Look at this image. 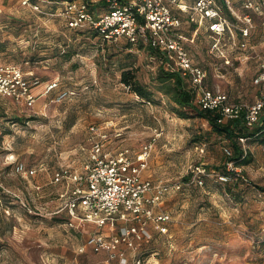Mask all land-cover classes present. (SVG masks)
<instances>
[{
  "label": "rangeland",
  "instance_id": "374dc122",
  "mask_svg": "<svg viewBox=\"0 0 264 264\" xmlns=\"http://www.w3.org/2000/svg\"><path fill=\"white\" fill-rule=\"evenodd\" d=\"M38 1L46 8L63 0ZM98 8L103 10L101 4ZM173 11L185 21L183 31L189 37L185 44L195 62L208 69L209 85L227 92L232 100H254L264 88L254 83L259 57L264 56V46L259 45L264 42V33L259 32L260 17L256 18L255 37L253 31V57L242 62L230 59L234 54L231 52L226 61L210 52L212 37L205 28L201 27L191 39L196 26L186 22V14L176 5ZM137 45L129 47L125 38L107 41L74 31L60 18L28 9L13 14L0 12V63L19 64L24 71H34L41 81L39 98L32 108L0 94V264L105 261L106 253L78 252L88 233L61 225L67 218L65 209L60 216L50 214L60 202L40 209L29 188V182L39 177L16 174L12 162L24 161L29 166L43 163L48 172L66 166L81 169L74 158L84 152L78 147L87 144L93 124L106 126L112 141L120 138L135 152L152 141L154 128L162 129L149 158L148 174L155 181L189 182L191 170L199 165L223 169L228 140L213 132L206 119L178 117L159 92L158 103H146L121 81L120 65H129L141 82H151L155 71L150 60L152 52L146 45ZM68 50L71 56L63 57ZM57 77L61 87H76L80 94L62 102L55 101L57 90L40 94L45 82ZM114 129H119L121 136L115 138ZM262 141L264 135L246 142L250 161L241 166L250 184L222 183L209 176L203 185L192 183L170 191L163 208L174 218L171 235L145 242L139 255L149 257L150 264H264ZM126 255L130 257L132 252L126 251ZM111 264H119L118 259Z\"/></svg>",
  "mask_w": 264,
  "mask_h": 264
},
{
  "label": "built area",
  "instance_id": "2783aa9c",
  "mask_svg": "<svg viewBox=\"0 0 264 264\" xmlns=\"http://www.w3.org/2000/svg\"><path fill=\"white\" fill-rule=\"evenodd\" d=\"M103 1L104 10L96 11L91 9L87 0H65L52 10L35 0H19L25 9L60 18L71 29H93L107 41L125 38L128 43H142L152 50L150 60L155 67L167 59L174 61L182 76L195 89L197 105L215 112L219 123L242 120L248 128L262 123L264 88L252 102L232 100L227 92L212 88L208 82V69L195 62L185 44V40H189L183 31L185 21L174 13L173 6L186 14V22L196 26L191 39L203 27L212 37V54L229 61V53L233 52L230 59L244 62L250 60L255 51L252 37L258 26L257 16L264 28V0H190L191 3L185 0ZM259 62L254 83L264 87V56L259 57ZM40 84L33 71H24L14 62L0 63V94L18 104L34 107L39 98L34 88ZM59 85L58 77L47 81L40 94L57 90V102L80 94L76 87ZM126 88L129 90V86ZM162 134V129L154 128L152 141L143 143L138 152L129 147L113 151L107 149L112 138L106 126L93 124L89 127L88 158L82 168L66 166L54 172L51 182H65L68 186L60 195V207L52 214H60L65 209L67 220L64 225L70 228L82 229L89 223L96 226L85 243L78 247V252L106 253L104 262L107 264L115 259L119 264H150L151 259L145 260L139 253L145 242L157 236L171 235L170 225L174 218L170 211L163 208L170 191L180 190L192 183L203 185L204 179L209 176L222 183H251L243 166L232 159L233 150L229 145L224 147L227 156L225 171L199 165L191 170L189 182L173 184L144 176L155 141ZM239 140L246 155L248 138L239 137ZM260 148L264 152V143ZM12 162L15 173L25 177L34 176L44 168L43 163L29 166L24 161ZM104 227L108 230L103 231ZM126 251L132 252V255L128 257Z\"/></svg>",
  "mask_w": 264,
  "mask_h": 264
},
{
  "label": "trees",
  "instance_id": "16d2710c",
  "mask_svg": "<svg viewBox=\"0 0 264 264\" xmlns=\"http://www.w3.org/2000/svg\"><path fill=\"white\" fill-rule=\"evenodd\" d=\"M104 2V1H103ZM97 4H102L97 3ZM105 7L104 5H102ZM92 10L100 11V9L91 6ZM69 28L68 26H65ZM71 29V28H69ZM78 32H88L91 36H99V33L93 29L75 30ZM132 43H128L131 47ZM137 46L145 47L142 43ZM149 48V47H148ZM149 51L152 50L149 48ZM71 51H64L63 57L69 58ZM121 81L129 86L137 98L148 103H158L156 97L157 92L161 93L171 107V110L180 118H203L206 119L212 127V131L218 135L224 136L228 140V145L233 150V160L237 165H245L250 161V154L244 155V149L240 143L239 137L249 139L264 135V117L262 123L253 128H248L242 120L229 121L225 124L218 122V115L211 111L200 108L195 102L196 91L187 78L183 77L180 70L176 67L174 61L167 59L162 64L155 67V71L151 75L150 83H143L139 80L136 71L129 65H120ZM264 143V141H262ZM198 148V147H197ZM201 148V147H200ZM220 170V169H219ZM221 171H225V167ZM264 191V187H261ZM29 210V209H28ZM30 211V210H29ZM60 216V215H54ZM67 220V218H64ZM66 221H63V223ZM145 260L148 258L143 257Z\"/></svg>",
  "mask_w": 264,
  "mask_h": 264
},
{
  "label": "crops",
  "instance_id": "0c3cea01",
  "mask_svg": "<svg viewBox=\"0 0 264 264\" xmlns=\"http://www.w3.org/2000/svg\"><path fill=\"white\" fill-rule=\"evenodd\" d=\"M5 1L7 2V5H4ZM35 1L39 2L38 0H35ZM63 1H65V0H63ZM63 1H56L59 5H56L55 7H47V5H46V8L51 9V10L56 9L62 5ZM87 1H89L91 3V6H94L96 8L98 6L97 2H99V3L101 2L102 3L101 5H104L103 0H87ZM40 4L44 6V4H42V3H40ZM21 8L25 9L22 5H20L19 0H0V12L5 10L6 12L13 14L15 11L18 12ZM25 10H27V9H25ZM103 10H104V6H103ZM259 28H260L259 32H261V30H262L264 33V28H262L261 25H259ZM257 33H258V31H257V29H255V35L253 32L254 37L257 35ZM263 44H264V42L260 43L259 45H261V47H262V46H264ZM34 90L36 93H39L38 92L39 86L35 87ZM252 101H254V100H252ZM106 125L109 126V124H106ZM114 131H115V134H114L115 138H118V136H121L122 133H121V131H119V129H114ZM88 138H89V134L87 137V144L85 145L86 147L89 144ZM119 139H115V140L111 141L107 145V149L115 151L116 149L123 148V146H126V147L130 146L129 148H131V145H124V144H122L121 140H119ZM85 146L80 145V147H78V148H82V150H84V152H81L79 155L75 156V158H74V161L78 160L81 163V168L85 164V162L87 161V158H88L89 146L86 149H85ZM78 151H79V149H77V151H75V152H77V154H78ZM82 153H84V154H82ZM47 170H48L47 167L44 166V168L38 170L36 175L30 176L32 178H35L36 176L39 177L38 179L35 180V182H29V188H30V191L34 195V198L40 204V206H41L40 209H46L50 203H53L52 204V206H53L55 203L60 202V205H61L60 195L66 190V188L68 186L64 182H62L65 184V185H63V187L60 185L61 183H59V184L52 183L51 181H52V177L54 174L53 172H55V170L52 172H48ZM56 170H58V169H56ZM144 176L152 177L151 174H148V169H146L144 171ZM22 177L25 178V176H22ZM26 177H29V176H26ZM30 191H29V194L31 195ZM37 208H38V210H40L39 207H37ZM34 212H36V211H34ZM39 214H41V213H39ZM50 214H52V213L50 212ZM52 215H54V214H52ZM57 215H59V214H57ZM62 217H64V216H62ZM61 225H64V223H62ZM95 228H96V226L94 224L89 223V224H86L84 227H82V229H76V230L79 233H83L85 231L89 235L92 231L96 230ZM87 251H90V250H87ZM95 264H98V263H95ZM100 264H107V263H105L103 261V263H100Z\"/></svg>",
  "mask_w": 264,
  "mask_h": 264
}]
</instances>
